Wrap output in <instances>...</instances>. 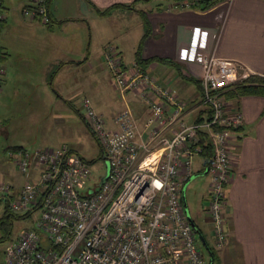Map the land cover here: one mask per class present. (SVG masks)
<instances>
[{"label": "built area", "instance_id": "built-area-1", "mask_svg": "<svg viewBox=\"0 0 264 264\" xmlns=\"http://www.w3.org/2000/svg\"><path fill=\"white\" fill-rule=\"evenodd\" d=\"M23 12L49 20L47 0H33ZM207 38V29L193 34L185 52L187 61L201 67V102L207 107L193 121L184 118L186 102L170 85L136 62L126 65L118 47L109 45L105 63L115 86L124 96L137 91L148 114L140 129L126 101L109 126L93 100L83 98L85 120L109 168L100 180L93 179L87 159L65 145L10 151L22 172L32 158L37 175L17 189L0 181V200L16 214L41 209V215L6 244L1 264H207L183 199L193 157L203 150L201 132L212 148L208 213L214 244L228 242L225 208L244 115L226 92L253 72L241 59L208 52ZM4 73L0 64V88Z\"/></svg>", "mask_w": 264, "mask_h": 264}, {"label": "crops", "instance_id": "crops-1", "mask_svg": "<svg viewBox=\"0 0 264 264\" xmlns=\"http://www.w3.org/2000/svg\"><path fill=\"white\" fill-rule=\"evenodd\" d=\"M178 1L184 0H55L48 7V22H44L40 14L29 18L23 16L18 18L13 15L15 22L8 21L6 24L3 22L0 28L1 30L4 26L14 25L12 38L15 39L13 44L11 41L0 39V64L5 67L2 85L11 84L12 80L25 71L29 74L31 71L34 72L35 66L17 65L22 62V59L18 62L15 60L19 51L23 52L22 58L29 55L37 59V62L46 64V66H38V70L42 72L40 79L44 83L48 82V75L56 69V66H47L52 64L53 59L48 62L42 53L47 56L48 48L53 49L58 46L55 36L69 38L70 35L79 34L88 23L89 16L93 13L101 14L98 8L110 9L106 16L128 11L142 18L134 21L139 25L141 35L132 44V61L131 59L126 61L122 55L125 64L133 66L138 61L139 55V60H142L140 65L157 74L161 84L170 85V80H173L175 85L170 86L178 93V99L186 102L184 118L189 121L199 119L204 116L207 107L201 102V67L185 58L191 36L207 29L205 49L208 52L241 59L253 73L264 75V0H221L206 9L198 5L181 6ZM32 3L33 0L25 7ZM123 3L129 6L121 5ZM13 13L15 11L11 12V16ZM9 15L10 12L2 17L7 19ZM214 33H217L216 38L213 36ZM79 37L75 38L80 39ZM110 44L105 47L103 56ZM116 46L120 52H123L122 47ZM81 53H84V50ZM109 75L114 82L111 71ZM31 76L33 77V74ZM75 80L79 87L93 85L92 81L87 82L81 77H76ZM102 80L103 78L99 76L98 79L95 78L94 83L99 81L102 83ZM240 83L242 81L236 86ZM236 86L228 90L226 95L229 99H234L244 115V121L237 129L238 134L235 139L234 175L228 185L225 208L229 238L224 246L220 248L215 244V247L210 246L208 234L199 224L206 222L204 219L208 213L211 178L207 192L201 193L199 197V208L195 209V193L196 189L201 187L192 179L186 186L185 201L200 238L214 251V254L210 251V263L213 259L212 264L216 262L264 264V95L247 93L237 95L238 98L231 97L230 92L235 90ZM130 91L133 92V97L127 98L123 95L122 99L125 104L129 101L133 106L138 116L139 127L143 129L148 111L138 92ZM95 101L96 104L104 101L109 106L115 104L108 93ZM173 107L174 104L169 107V112ZM121 110L122 108L108 117L110 124ZM83 118L87 125L84 114ZM144 136L146 138L147 133ZM18 148L24 147L15 146L13 149ZM205 166L203 162L197 171H203ZM193 171H196L194 167ZM14 185L17 189L22 184L14 183ZM188 189H190V198L193 197L191 202H194V215L188 204ZM211 233L214 237L213 227Z\"/></svg>", "mask_w": 264, "mask_h": 264}, {"label": "rangeland", "instance_id": "rangeland-1", "mask_svg": "<svg viewBox=\"0 0 264 264\" xmlns=\"http://www.w3.org/2000/svg\"><path fill=\"white\" fill-rule=\"evenodd\" d=\"M54 2L55 0H52L51 3ZM30 3L31 0H0V17L10 12L9 17L2 18V21L5 24L8 21L14 23L13 15L18 18L19 16L29 18L30 15L25 14L23 9ZM14 11L15 13L11 16V12ZM141 18L142 16L137 15L136 17L135 13L128 11L109 16L93 13L87 18L88 23L79 34L70 35L69 38L55 36L58 46L56 45L53 49L48 48L47 56L42 53L48 62L53 59L52 64L47 66H56V69L51 74L49 73L48 82L45 83L40 79L42 72H39L38 66H46V64L41 61L37 62V59L29 55L22 58L23 52L21 51L17 53L18 57H15V60L18 62L22 59V62L17 64L18 66L35 67L34 72L31 71L29 74L25 71L12 80L11 84L2 85L0 88V181L21 185L35 179L37 175L33 172V169H36L33 168L32 158H30L29 171H21L10 154L15 146H23L33 151L43 146L65 145L87 159L94 180H100L106 174L108 167L105 153L102 145L84 121L85 110L82 101L85 96H89L95 103L96 109L102 112L107 119L111 114L125 107L123 94L110 79V71L105 63L103 52L109 43L115 44L124 49L121 54L125 60L131 59L132 61V44L141 35V29L134 21L141 20ZM13 26H4L0 30L2 41L14 43ZM77 36H80V39L75 38ZM82 50L84 53L80 54ZM154 75L159 78L157 74L154 73ZM99 76L103 78L102 83L100 81L94 83L95 78L98 79ZM76 77L86 79L87 82L92 81L93 85L79 87L75 80ZM170 85L174 86L175 82L170 80ZM106 93L110 94L115 104L109 106L104 101L96 104L95 99L100 100V97ZM125 96L132 98L133 92L128 91ZM109 126L112 125L109 123ZM204 160L202 153L194 155L193 167L196 169L194 173H199L197 169L202 166ZM210 178L211 174L208 172L196 175L192 179L193 182H198L197 186L201 187L196 189L195 209L199 208L201 193L208 190ZM192 198V196L190 198V189H188V204L194 215ZM40 215L41 209L25 215L10 213L7 200H0V264L5 257L6 244L15 239L24 228L33 227ZM206 215L204 219L206 222L204 224L199 222V224L208 234L210 246L215 247V240L211 233V216L209 213ZM197 237L203 256L209 264L210 250L199 234Z\"/></svg>", "mask_w": 264, "mask_h": 264}, {"label": "trees", "instance_id": "trees-1", "mask_svg": "<svg viewBox=\"0 0 264 264\" xmlns=\"http://www.w3.org/2000/svg\"><path fill=\"white\" fill-rule=\"evenodd\" d=\"M218 1H221V0H192L190 2H191V5H198L200 8L206 9V8L214 5ZM51 2H52V0H47V6L48 7H50ZM178 3H180L181 6H186L185 4L181 3V1H178ZM121 5H128V4H124L123 3ZM109 10L110 9H108V8L105 9V10H101V9L98 8V12H100L101 14H106V13H108ZM48 12H49V8H48ZM2 20L3 19L0 18V28L3 25V21ZM137 58H138V61H136V63L139 66H141L140 64H142V60H139V58H140L139 55H138ZM141 67L143 69H145L144 66H141ZM197 81L199 82L198 79H197ZM200 85H201V81H200ZM201 90H202V85H201ZM231 91L232 92H230V96L234 97V98H238L237 95L239 96V95L247 94V93L263 94L264 95V75H259V74H256V73H252L248 78L242 80V83L237 85L235 90H231ZM227 98H229V96H227ZM87 125H88V123H87ZM88 127H89V125H88ZM90 130H91V128H90ZM91 132H92V130H91ZM200 143L203 146V150H202L201 153L205 157L204 163H205L206 166H209L210 163H211L212 148H211V145L208 142H206V136H205V134L203 132H201ZM103 151H104V149H103ZM10 213H12L11 210H10ZM29 213H27V214H29ZM22 215H25V214H22ZM208 248L210 249L212 254H214L213 249L210 246H208Z\"/></svg>", "mask_w": 264, "mask_h": 264}, {"label": "water", "instance_id": "water-1", "mask_svg": "<svg viewBox=\"0 0 264 264\" xmlns=\"http://www.w3.org/2000/svg\"><path fill=\"white\" fill-rule=\"evenodd\" d=\"M209 169H210V166H206V168L203 170V171H198L199 173H193L192 174V176L189 178V180L186 182V184H185V186H184V189H183V199H184V204H185V206H186V209H187V212H188V214H189V216H190V212H189V208H188V206H187V204H186V201H185V191H186V186H187V184H188V182L191 180V179H193L196 175H199V174H207L208 172H209ZM108 170H109V168H108ZM106 177V176H105ZM104 177V178H105ZM190 218H191V216H190ZM191 220H192V218H191ZM192 223L195 225V223L193 222V220H192ZM196 226V225H195ZM207 246H209L208 244H207ZM212 261H213V259L211 260V263L210 264H212Z\"/></svg>", "mask_w": 264, "mask_h": 264}]
</instances>
